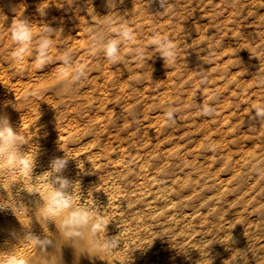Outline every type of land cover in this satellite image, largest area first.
I'll return each mask as SVG.
<instances>
[{
	"label": "bare ground",
	"instance_id": "bare-ground-1",
	"mask_svg": "<svg viewBox=\"0 0 264 264\" xmlns=\"http://www.w3.org/2000/svg\"><path fill=\"white\" fill-rule=\"evenodd\" d=\"M87 1H96L108 12L99 14L88 6L93 22L89 28L97 27V18L106 15L128 23L127 11L135 39L121 46L117 63L93 60L90 46L77 51L73 61L84 67L85 76L68 86L63 53L53 47L52 60L42 69L33 55L25 54L22 63L14 59V19L7 20L6 12L26 13L22 18L33 23L43 10L51 20L59 11L76 16L86 0H0V21L7 24L0 27V114L25 137L29 152L38 147L35 185L16 172L11 177L16 181L13 195L20 188L35 187L42 196L43 173L51 160L70 158L63 176L79 182L81 202L93 199L110 220L105 234L117 237L121 248L91 257L77 256L65 245L60 250L62 264H264V124L254 118L255 122L232 126L233 133L241 138L250 134L252 141L236 155L229 146L236 139L214 134L207 121L202 141L189 145L185 133L166 121L168 106L123 77L125 69L135 72L139 62L128 49L152 20L148 7L138 0ZM75 19L81 21L79 16ZM206 148L209 151L201 153ZM220 161L225 173L215 168ZM4 196L11 203L7 179L0 183V199ZM18 199L28 209L22 208L17 218L10 210L0 211V251L14 247L30 264H44L42 250L16 238L21 225L29 222L25 213L34 215L39 195L20 190ZM49 230L55 233L54 225ZM31 231L44 237L34 218Z\"/></svg>",
	"mask_w": 264,
	"mask_h": 264
},
{
	"label": "rangeland",
	"instance_id": "rangeland-1",
	"mask_svg": "<svg viewBox=\"0 0 264 264\" xmlns=\"http://www.w3.org/2000/svg\"><path fill=\"white\" fill-rule=\"evenodd\" d=\"M138 1L148 7L152 20L146 21L133 44L134 48L145 49L144 58L139 59L135 72L125 69L123 77L132 80L147 95H153L161 105L176 107L175 129L185 133L189 145L202 141L203 122L207 121L214 134L222 133L226 140L236 139L229 145L236 155L241 146L252 141L248 140L250 134L241 138L240 133H233L232 126L244 125L252 119L255 122L251 110L257 103H264V0ZM88 6L99 14H108L103 5L96 1L91 5L86 0L85 7L76 9L81 21L75 19L72 11H59L52 20L46 13L37 12L33 24H46L57 30L52 47L58 53L70 52L75 60L77 51L89 47V27H93V22ZM8 11L9 21L26 14ZM126 13L128 24L134 27ZM5 26L0 21V27ZM81 29L85 30L80 32ZM154 34L165 35L177 45L176 63H164L153 46H149ZM91 58L109 62L103 53ZM204 105L213 108L210 115L202 113ZM256 122L264 124V120ZM208 151L206 148L201 153ZM215 168L226 172L221 161L215 163Z\"/></svg>",
	"mask_w": 264,
	"mask_h": 264
},
{
	"label": "clouds",
	"instance_id": "clouds-1",
	"mask_svg": "<svg viewBox=\"0 0 264 264\" xmlns=\"http://www.w3.org/2000/svg\"><path fill=\"white\" fill-rule=\"evenodd\" d=\"M163 6V4H162ZM45 14L43 10L42 15ZM57 30L46 24L34 26L27 19H14L10 25V35L17 45L14 59L22 63L25 54L33 55L37 68L42 69L52 57L49 50L53 46V37ZM89 52L96 56L103 53L111 63L119 62L121 57V46L135 39L134 29L127 22H117L115 18L108 15L97 18V27L89 32ZM34 39L36 40L33 45ZM156 54L166 64L176 63L178 52L177 45L165 35L154 34L149 42ZM128 51L138 59H143L145 49L142 47L129 48ZM62 71L67 79V84L81 80L85 76L83 66L76 65L70 52L65 51L60 57ZM254 118L264 120V103H257L254 108ZM177 109L169 105L165 112L166 121L175 123ZM204 115H210L213 108L204 105L201 108ZM25 137L18 131H14L7 115L0 114V168L5 175L0 176V183L7 179V192L11 193V203L7 197L0 199V211L10 210L17 218L21 209H28L19 197L20 190L28 194H38L40 202L34 208V215L29 216L28 224L21 225L22 233L17 236L18 243L23 242L30 245L36 251L45 253L44 264H62L60 250L62 246H70L77 256L87 254L91 257L108 256L121 248V242L117 237H109L106 226L110 220L97 210L93 199L90 202H81L80 184L63 176L70 158L63 156L54 158L50 162L46 174L45 192L41 196L35 187L20 188L13 195L12 187L16 181L11 179L16 172H20L29 182L35 185L36 177L33 178V170L37 157L38 147L29 152L26 148ZM39 225L44 233L41 238L31 231L33 222ZM54 225L55 233L50 232L49 226ZM53 249L54 251H49ZM57 249L59 254L57 255ZM0 264H30V260L17 253L14 247L8 251H0Z\"/></svg>",
	"mask_w": 264,
	"mask_h": 264
}]
</instances>
